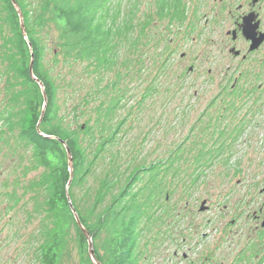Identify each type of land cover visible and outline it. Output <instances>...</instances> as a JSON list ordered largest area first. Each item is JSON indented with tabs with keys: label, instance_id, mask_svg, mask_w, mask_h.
I'll use <instances>...</instances> for the list:
<instances>
[{
	"label": "trees",
	"instance_id": "16d2710c",
	"mask_svg": "<svg viewBox=\"0 0 264 264\" xmlns=\"http://www.w3.org/2000/svg\"><path fill=\"white\" fill-rule=\"evenodd\" d=\"M15 2L22 13L25 32L12 0H0V156L13 161L17 156L19 163L13 166L14 180L2 182L7 190H0V202H7L5 210L12 212L25 204L28 193H33L34 208L28 212L27 221L39 219L38 230L32 234L38 264H67L75 249L80 264H95L69 199L92 239L98 263L151 264L150 247L156 248L157 241L163 238L160 229L172 210L171 203L164 204L162 198L170 199L178 186L193 191L214 162L228 164L242 130L236 128L238 134L230 138V132L222 129L220 123L226 117L221 112L217 118L207 114L210 120L200 132L210 134L212 129L213 145L203 142L194 132L190 160H183L187 148L183 142L170 150L165 159L148 163L146 158L115 149L125 120L117 124L111 121L122 97H113L109 109L97 122L87 121L75 129L76 116L69 120L60 106L59 87L64 82L58 86L59 75L54 76L53 71L61 63L69 73L75 71L78 63H87V69L93 68L94 73L113 69L120 44L144 46L154 41L149 29L154 21L168 18L171 25L185 23L186 5L180 0H159L155 13L148 14L144 21L138 16L139 0ZM195 28L191 26L186 33L189 35ZM51 50L53 63L47 61ZM32 63L34 76L44 89L30 73ZM72 79L64 87L74 89V95L81 86L74 88ZM119 82L113 84L114 89L119 90ZM231 96L223 106L226 110L236 108L237 112L241 94L235 91ZM216 104L219 103H211V107ZM257 111L260 109H249L252 114ZM192 167L194 172L184 179L182 174L188 176ZM33 173L37 175L28 179ZM76 188L82 189L83 197L77 198Z\"/></svg>",
	"mask_w": 264,
	"mask_h": 264
},
{
	"label": "rangeland",
	"instance_id": "374dc122",
	"mask_svg": "<svg viewBox=\"0 0 264 264\" xmlns=\"http://www.w3.org/2000/svg\"><path fill=\"white\" fill-rule=\"evenodd\" d=\"M158 1L139 0L138 16L144 20L148 14H154ZM182 2L188 9L185 23L178 21L171 25L168 18L164 21H154L149 29L155 40L144 46L131 43L122 47L120 44V50L117 51L118 62L113 69H101L94 73L93 68L87 69V63H78L74 67L75 71L69 73L68 68L61 63L55 66L53 71L54 76L59 75L56 80L58 86H62V82L67 86L72 78L75 80L72 83L74 88L81 86L74 95H71L74 89L59 87L62 112L69 116V120L76 116L75 129L87 121L92 124L97 122L109 109L112 98L122 97L120 107L114 110V120L111 121L117 124L120 120H125V125L117 134L118 145L115 149L146 158L148 163L165 159L170 150L183 142L187 145L183 160H190L194 132L203 142L213 145L214 139L210 135L212 129L210 134L200 132L210 120L207 114L217 118L221 112L226 117L220 123L222 129H228L230 138L238 134L235 132L236 128L242 130L241 137L233 146V155L228 164L223 161L214 162L206 170L205 177L192 188L193 191L187 192L185 187L178 186L170 199L162 198L164 204L171 203L172 210L165 225L160 229L164 233L163 238L160 242L157 241L156 248L150 247V250L153 249L151 264H179L180 253L175 255L179 240L183 239L184 235H193L196 245V228L198 236L202 239L204 233L209 234L208 220L220 218L218 213L214 214L213 205L250 203L256 202L257 199V202H264V198L260 196V190L264 188L263 101L259 105L243 104L241 99L242 103L237 101L239 111L236 112V108L226 110V105L223 106L230 101L228 97L211 107L215 97L220 94V88L218 81L212 82L209 70L224 68L226 60L220 57L217 45H210V39L214 37L213 39L220 43L225 29V13H217V7L218 10L221 8L215 0ZM226 6L228 7V4ZM188 25L196 27L189 35L186 33V29L189 32ZM159 38L168 41L164 43L159 41ZM47 61H53L52 50L47 54ZM61 78L67 79L63 81ZM118 81L119 90L113 87ZM153 85L155 87L149 91L148 88ZM139 101L142 102L138 106ZM259 108L260 111L256 113H249V109ZM200 118L206 121L199 122ZM15 158L13 161L0 156V190H7L2 182H11L16 177L12 170L19 162L18 157ZM193 169L194 167L188 170V176L182 174V177L188 178L194 172ZM36 175L37 173H33L28 179ZM248 188L253 190L249 192ZM19 193L22 195L23 190ZM75 195L77 198L83 197L82 189L76 188ZM32 197L33 193H28L24 198L25 204H21L12 212H6L7 202H0V264H38L32 249V234L39 226V219H34L33 223L27 221L28 212L34 208ZM254 209L255 207L250 208L247 213L252 214ZM242 218L254 219L248 214ZM186 244L184 243L185 250ZM208 244L209 240L205 242V247H208ZM195 252L199 255L201 249L198 251L195 247ZM67 264H80L77 249Z\"/></svg>",
	"mask_w": 264,
	"mask_h": 264
},
{
	"label": "flooded vegetation",
	"instance_id": "af4514ba",
	"mask_svg": "<svg viewBox=\"0 0 264 264\" xmlns=\"http://www.w3.org/2000/svg\"><path fill=\"white\" fill-rule=\"evenodd\" d=\"M215 3H219L221 8L218 10L217 7V13H225V29L220 43L213 37L210 45H217L226 65L209 70L212 82L218 81L220 88L214 102L221 103L228 97L231 100V95L238 91L243 103L259 105L263 101L264 104V0H215ZM259 41L258 46L252 49ZM251 188H248L249 192L253 190ZM260 196L264 198L263 189ZM257 200L213 205L214 214L218 213L220 218L208 220L209 234L204 233L202 239L196 228V245L193 235H184L179 240L175 254L178 256L180 253L179 264H264V202ZM254 207L252 214L247 213ZM245 214L254 219L242 218ZM180 236L181 233L179 239ZM208 240V247H205ZM184 243H187V250ZM195 247L198 251L201 249L199 255Z\"/></svg>",
	"mask_w": 264,
	"mask_h": 264
},
{
	"label": "water",
	"instance_id": "95a60500",
	"mask_svg": "<svg viewBox=\"0 0 264 264\" xmlns=\"http://www.w3.org/2000/svg\"><path fill=\"white\" fill-rule=\"evenodd\" d=\"M12 2H13L14 6L17 8V10H18V12H19V15H20V18H21V27H22V30L25 32V26H24V22H23V16H22V13H21V11H20V9H19L17 3L15 2V0H12ZM259 43H260V41L257 42V43L255 44V46L252 47V49H255V48L258 46ZM30 73H31V75L33 76V78H34V79L40 84L41 88L44 89V87H43V83H42L40 80H38V79L34 76V73H33V63L31 64V67H30ZM63 143H64L65 146H67L65 142H63ZM67 152H68V156H69L70 165L72 166L73 159H72L71 151H70L69 148H67ZM263 191H264V190H263ZM69 204H70L71 210H72V212H73V214H74V216H75V219H76L78 225L80 226V228L82 229V231L84 232V234L86 235V237H87V239H88V241H89V254H90L91 259L93 260V262H94L95 264H101V263H98V262L95 260V251H94V248H93L92 239H91L89 233L87 232V230L83 227L81 221L79 220V217H78V215H77V212H76V210H75L73 204L70 202V199H69ZM203 205H205V203H204ZM204 209H205V208H204V206H203V207H202V210H204Z\"/></svg>",
	"mask_w": 264,
	"mask_h": 264
}]
</instances>
